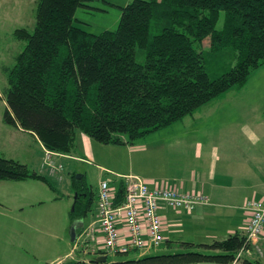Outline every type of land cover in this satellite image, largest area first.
<instances>
[{"label": "trees", "instance_id": "obj_1", "mask_svg": "<svg viewBox=\"0 0 264 264\" xmlns=\"http://www.w3.org/2000/svg\"><path fill=\"white\" fill-rule=\"evenodd\" d=\"M89 1L39 0L33 31H14L25 43L2 70L4 122L34 134L50 152L73 156L82 134L106 145H133L241 89L264 66V0H133L121 7L117 29L99 34L74 23ZM27 180L54 189L46 176L0 151V181ZM72 184L70 217L82 224L94 211V196L82 180L73 177ZM126 184L117 186V203ZM178 245L186 252L61 264H230L250 247L238 233Z\"/></svg>", "mask_w": 264, "mask_h": 264}, {"label": "rangeland", "instance_id": "obj_2", "mask_svg": "<svg viewBox=\"0 0 264 264\" xmlns=\"http://www.w3.org/2000/svg\"><path fill=\"white\" fill-rule=\"evenodd\" d=\"M131 1L133 0L89 1L87 7L78 9L74 23L94 34L104 30H116L120 22L121 7ZM38 2L39 0H0V76H2V67L14 63V56L20 53L23 47L21 45L25 43L16 40L14 31L21 28L33 31ZM223 16L222 14L217 26L219 29L223 25ZM208 47L209 39L202 44L203 50H207ZM3 80L5 79H1V82ZM1 82L2 155L23 164L27 162L28 168L46 176L54 189L37 180L17 184L8 182L10 184L7 186L0 183V264H51L53 258L66 254H68L66 260L97 262L102 256L99 251L103 246L101 243L95 244L91 238H86L81 233L91 227L95 221L92 217L97 213L96 202L101 181L108 180L113 188H117L119 182L128 176H137L158 183H173L172 181H177L174 178L182 180L181 177L187 176L191 169L205 165L213 144H217V152L220 153L219 134L224 132L223 136L229 135L233 122H241L243 126L254 130L264 121V66H262L252 73L241 89L227 92L212 104L199 108L192 115L170 127L138 139L133 145H106L88 137L94 147L95 157H91L86 155L83 149L84 142L79 137L77 151L73 156L53 158L52 164L56 167L57 174L51 176L50 167L43 166L46 162V153L35 137L19 132L14 126L4 122L5 85ZM243 126L237 127L239 133L244 130ZM61 162L63 168H59ZM247 167L255 175L264 176V167L256 164ZM73 177L82 180L88 186L95 201L94 211L82 224H77V227H81V231L76 242L72 241L73 223L70 217L76 198L72 184ZM13 198H19V201L14 203L15 206L34 204L26 206L25 213L19 215L7 210L10 204L13 205ZM4 203L6 206L3 208ZM35 215L36 219H31ZM27 223L33 224V228H29ZM174 229H169V237L176 233ZM175 236L180 239L186 238L182 233H177ZM190 238L197 242L204 241L200 236H190ZM172 240L177 239L172 238ZM161 247L151 250L147 255L186 252L182 247L170 250ZM263 251L262 247L256 248L249 256L260 257L261 260L264 258ZM246 252L243 251L240 260L247 256ZM137 255L131 252L109 255L107 259L110 263L119 262L133 259ZM260 260L250 258L252 262L249 263L264 264V261Z\"/></svg>", "mask_w": 264, "mask_h": 264}, {"label": "crops", "instance_id": "obj_3", "mask_svg": "<svg viewBox=\"0 0 264 264\" xmlns=\"http://www.w3.org/2000/svg\"><path fill=\"white\" fill-rule=\"evenodd\" d=\"M4 67L5 66L2 67V70ZM1 79H4L3 71L2 76H0V82ZM4 83L5 80L1 82L2 85H4ZM240 125L243 126L241 122H233L229 135L227 134L226 136H223L224 132L219 134L221 136L220 153L217 152V144H213L208 152L205 165H202L197 169H191L186 174L187 176L181 177L182 180L174 178L175 180L177 179V181H172L174 185L181 190H187L206 197L208 204L199 205L192 211L165 208L162 211L164 219V234L170 243H166L167 246L165 244L161 249L167 248L170 250L179 247L177 243L180 241L211 243L216 240H225L236 233L244 235L243 230L247 220V214L245 209L243 210V207L247 201L252 199L264 202V176L260 177L258 174L255 175L247 167L253 164L264 167V121L254 130H250L243 126L244 130L241 131L242 133H239L237 130V127ZM14 128L19 132L34 136L44 152V146L34 134L16 126H14ZM80 139L84 142L83 149L86 155L95 157L93 143L88 136L82 134ZM0 151H2L1 148ZM25 163L28 165L27 162ZM28 181L29 180L22 182L0 181V183L7 186L10 184L8 182H13L11 184H17L26 183ZM13 201V205L10 204L11 207L8 206L7 210L16 212L19 215L25 213L26 206H32L34 204H19L18 206H15L14 203H17L19 198H13ZM5 206L6 204L4 203L3 208ZM95 214L96 213H94L92 219H94ZM3 216H5V214H3ZM7 216L8 215L6 214V217ZM33 218L35 220L36 215L32 216L31 219ZM32 225L33 224L27 223L29 228H33ZM170 228H176L174 229L176 233L171 237L168 235ZM177 233H182L186 238L180 239L178 236H175ZM190 236H200L205 242L203 240L197 242L195 239L190 238ZM172 238L177 240L173 241ZM261 247L264 249V237H261V239L250 245L249 251L246 252L247 256L244 257L240 264H244V262H252L250 261V258L260 260V257L255 258L249 255L252 253L251 251H255L256 248L261 249ZM133 252L138 255L135 258L128 260H138L143 257V255L139 254L137 251ZM162 254H169V252ZM67 258L68 254L65 256H57L56 258H53L50 263L61 264L66 261ZM260 261H264V258ZM191 264L223 263L206 262Z\"/></svg>", "mask_w": 264, "mask_h": 264}, {"label": "built area", "instance_id": "obj_4", "mask_svg": "<svg viewBox=\"0 0 264 264\" xmlns=\"http://www.w3.org/2000/svg\"><path fill=\"white\" fill-rule=\"evenodd\" d=\"M54 155L57 154L46 151V164L52 175L56 174L52 164ZM128 179L121 203H117V189L109 181L100 183L96 219L82 233L91 241L101 243V251L106 256L131 251L145 253L159 248L166 241L162 212L165 208L192 211L197 205L208 203L206 197L180 190L173 184L169 186V182L154 183L137 176ZM244 209L245 237L251 245L264 237V202L249 200ZM247 249L241 248L233 264Z\"/></svg>", "mask_w": 264, "mask_h": 264}, {"label": "water", "instance_id": "obj_5", "mask_svg": "<svg viewBox=\"0 0 264 264\" xmlns=\"http://www.w3.org/2000/svg\"><path fill=\"white\" fill-rule=\"evenodd\" d=\"M73 210H74V207H73ZM77 224L74 223L71 227V234H72V241L73 242H76L77 241V237H78V233H77ZM98 263H105L107 262V256H101L98 261Z\"/></svg>", "mask_w": 264, "mask_h": 264}, {"label": "bare ground", "instance_id": "obj_6", "mask_svg": "<svg viewBox=\"0 0 264 264\" xmlns=\"http://www.w3.org/2000/svg\"><path fill=\"white\" fill-rule=\"evenodd\" d=\"M98 196H99V193H98ZM98 196H97V197H98ZM97 200H98V199H97Z\"/></svg>", "mask_w": 264, "mask_h": 264}]
</instances>
